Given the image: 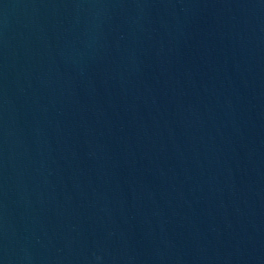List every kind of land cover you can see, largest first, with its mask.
Instances as JSON below:
<instances>
[{
  "label": "water",
  "instance_id": "water-1",
  "mask_svg": "<svg viewBox=\"0 0 264 264\" xmlns=\"http://www.w3.org/2000/svg\"><path fill=\"white\" fill-rule=\"evenodd\" d=\"M0 264H264V0H0Z\"/></svg>",
  "mask_w": 264,
  "mask_h": 264
}]
</instances>
